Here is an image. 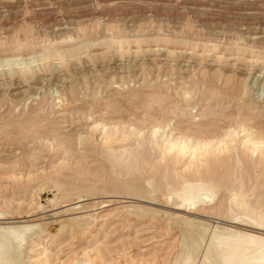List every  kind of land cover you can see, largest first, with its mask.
<instances>
[{
  "label": "rangeland",
  "instance_id": "1",
  "mask_svg": "<svg viewBox=\"0 0 264 264\" xmlns=\"http://www.w3.org/2000/svg\"><path fill=\"white\" fill-rule=\"evenodd\" d=\"M263 33L264 0H0V224L16 264H184L197 245L202 264L209 237L239 228L233 195L264 210ZM204 138L220 160L207 170ZM194 168L217 185L199 214L169 193Z\"/></svg>",
  "mask_w": 264,
  "mask_h": 264
},
{
  "label": "bare ground",
  "instance_id": "2",
  "mask_svg": "<svg viewBox=\"0 0 264 264\" xmlns=\"http://www.w3.org/2000/svg\"><path fill=\"white\" fill-rule=\"evenodd\" d=\"M121 2H115L113 3V5H117ZM250 10V9H249ZM243 12V11H242ZM241 12V13H242ZM245 12H243L244 14ZM247 13V11H246ZM255 14V12L253 13ZM258 15V14H257ZM256 15V16H257ZM247 16V15H246ZM255 18V17H254ZM243 21V20H242ZM253 22V21H252ZM243 23V22H242ZM249 23V22H248ZM242 25V24H241ZM258 25V24H257ZM245 29H247L248 31L252 28H254L253 25H250L247 24L246 27H244ZM255 29L257 30L258 28L255 27ZM254 29V30H255ZM262 33V32H260ZM258 34V33H257ZM264 34V33H263ZM261 34V35H263ZM264 36V35H263ZM68 38V37H67ZM74 38V37H73ZM64 39H57L55 42L59 43V42H62ZM59 41V42H58ZM67 41V39H66ZM69 41V40H68ZM75 42V41H74ZM54 43V42H53ZM61 44V43H60ZM53 45L52 47L55 48V43L54 44H51ZM60 46V45H59ZM60 50V49H59ZM63 50V49H62ZM53 52H57L56 51H53ZM48 53V52H47ZM51 53V52H49ZM63 53V51H62ZM15 60V59H14ZM18 60V59H17ZM12 61V60H11ZM10 60H5L4 62L6 63H11ZM16 62V61H15ZM3 63V62H2ZM262 74V73H261ZM264 76V75H263ZM40 77V76H39ZM260 77H262V75H258V77H256V79H259ZM42 78V79H41ZM39 80V82H43V81H50L51 77L49 78H46L45 76H42ZM161 136V135H160ZM204 137V136H203ZM214 137V136H213ZM146 138V137H145ZM144 138V139H145ZM147 140V139H146ZM143 142V141H141ZM183 142V141H182ZM144 143V142H143ZM193 143V142H192ZM182 144V143H181ZM184 145V147L188 148L186 144H182ZM186 145V146H185ZM139 146V145H138ZM174 146V143L172 144H169L168 146L164 147V148H172ZM215 146V144L212 143V140H210L209 138H204L203 140L201 141H198L196 143V145H194V147H192V149H194V157L197 159L198 156L202 155L204 156V160H203V163L205 161V164L203 166L206 167V170L209 169V168H215L216 166H218L220 164V160L217 161V155L215 156L212 152L213 150V147ZM143 147L144 145L141 144L140 145V148L137 149L136 151H134L135 153L134 154H142L144 151H143ZM191 147V146H189ZM229 147V146H228ZM228 147H226V150H228ZM137 148V147H136ZM223 148V147H222ZM220 148V149H222ZM219 149V148H218ZM224 149V148H223ZM222 149V150H223ZM230 149V148H229ZM217 150V149H216ZM221 150V151H222ZM216 153V152H215ZM193 154V152H192ZM144 155V154H143ZM229 156V155H228ZM227 156V157H228ZM232 156V155H231ZM136 158V157H135ZM225 158V157H224ZM134 159V158H131V160ZM200 160V159H199ZM223 160V159H222ZM226 160V159H225ZM233 160L232 163H234L233 165H231V161ZM230 161V165L227 163V165H229L230 167L232 166L233 167V171H229L228 172V169L231 170L230 168L227 169V172L231 174L234 173V170L236 168V163L238 164V158L237 159H232ZM137 161V160H135ZM195 162V161H194ZM216 162H219L218 164H216ZM225 162V161H224ZM228 162V161H227ZM241 162V161H240ZM239 162V163H240ZM201 163V164H203ZM264 163V162H263ZM194 163H192L193 165ZM241 164V163H240ZM195 165V164H194ZM228 166V167H229ZM240 166V165H238ZM237 166V167H238ZM243 167L245 165H242ZM242 166H240L242 168ZM134 168V167H133ZM211 168V169H212ZM225 168V167H224ZM227 168V167H226ZM217 169V168H216ZM216 169H213V170H216ZM263 168H261L262 170ZM165 169H163L164 171ZM191 170V169H190ZM212 170V171H213ZM237 170V169H236ZM240 170V168H238V170L236 171L238 173V171ZM162 171V172H163ZM166 171V170H165ZM204 171V169H203ZM202 171V172H203ZM211 171V170H210ZM192 172V170H191ZM202 172H199L197 170V168H194V171L190 174H176L177 176H180L179 179H178V182L177 184L175 185L173 183V185H171V187L169 188L170 189V195L172 194L173 198H175V203L174 205L176 206V208H174L175 210L177 211H186V212H191V213H196V214H199V212L203 211L206 207V204H208L209 202L213 201L215 195H216V186L209 180L208 178V175L205 174V173H202ZM207 172V171H206ZM241 172H243V168L241 170ZM165 172H163L164 174ZM167 173V172H166ZM169 173V172H168ZM215 173V171L213 172ZM212 172H210V176L212 177ZM227 173V175H228ZM263 173H264V170H263ZM229 174V176L226 177L231 179L233 176ZM169 175V174H168ZM215 175V174H214ZM231 175V176H230ZM234 175V174H233ZM239 175H242L240 174V171H239ZM163 177V175H162ZM166 174H164V178H166ZM172 177V176H171ZM176 177V176H175ZM174 178L173 180L176 182V178ZM236 175H234V179H235ZM240 176H238L239 178ZM242 177V176H241ZM240 177V178H241ZM247 177V175H246ZM163 178V179H164ZM169 178V177H167ZM233 179V180H234ZM172 179H170L168 182H170ZM231 180V181H233ZM239 180V188H240V185L242 186L243 185V182H242V178L241 180L240 179H237L236 180V183L237 181ZM119 181V180H118ZM123 181V180H122ZM216 181V180H215ZM230 181V182H231ZM131 182V181H130ZM229 182V180H228ZM229 182V184H230ZM263 182V181H262ZM134 183V182H133ZM132 183V184H133ZM225 183V182H224ZM235 182H233L232 184H234ZM264 183V182H263ZM124 184V183H123ZM131 184V186H132ZM172 184V183H170ZM228 184V185H229ZM259 184V183H257ZM126 185V184H125ZM231 185V184H230ZM238 185V184H237ZM254 185H256V182L254 183ZM131 186L127 187L126 188H129L130 191L132 190ZM136 186V185H135ZM232 187V185H231ZM243 187V186H242ZM241 187V188H242ZM258 187V186H257ZM234 188V187H233ZM236 188V187H235ZM240 188V189H241ZM262 188V187H260ZM134 189V187H133ZM139 189V188H138ZM168 189V190H169ZM259 189V188H257ZM264 189V188H263ZM124 190L125 189V186H124ZM135 190V189H134ZM128 191V192H130ZM141 191V190H140ZM243 191V190H242ZM258 191V190H257ZM137 192V190H136ZM130 193H135V191H132ZM136 195L139 194V193H135ZM143 194V192H142ZM260 194V193H259ZM233 195V194H232ZM241 195V193L239 194ZM238 195V196H239ZM244 195V194H243ZM134 196V195H133ZM144 196V194H143ZM235 195H233V197L230 200L229 204H230V208L232 206H236L237 208H239L241 210V214H240V217H237V215H232L230 214L227 215L228 216V219L230 218V223L231 224H234L236 226H238L239 228L237 229H233L232 230H224V232H222V230L224 228L221 229V232L219 235H215L213 237H209L208 238V242L206 245V248H204V254L202 256V264H205L208 260H213V264H264V236L261 235V232L262 230H264V210H259V208H257L258 210L256 212L252 211L251 209V206L253 205H248L246 203V201L244 200V198H241V197H238ZM242 196V195H241ZM246 197V196H244ZM258 203V202H257ZM261 204V203H260ZM228 205V204H227ZM223 206V205H222ZM256 207V205L254 206ZM262 207V206H261ZM221 209V208H220ZM220 209L218 211H220ZM223 209V207H222ZM221 209V210H222ZM229 209V208H228ZM254 209V208H253ZM226 211V209H225ZM218 213V212H217ZM216 213V214H217ZM220 213V212H219ZM218 213V214H219ZM229 213V212H228ZM231 213V212H230ZM215 214V213H214ZM221 214H224V211L223 213ZM202 216V215H200ZM223 216V215H222ZM226 216V214H225ZM226 216V217H227ZM221 220V219H220ZM194 225H202L200 224V222L196 221L194 222ZM206 227L202 230V232L200 233V237H201V241L205 239L207 235V232H208V229L209 227H207V225H205ZM231 226V225H230ZM229 226V227H230ZM242 226V227H240ZM244 226V227H243ZM12 226H10L9 228H11ZM21 227H24V226H21ZM20 227V228H21ZM19 228V227H18ZM26 228V227H25ZM216 228V227H215ZM214 228V229H215ZM227 228V227H226ZM5 228L0 224V264H16V259L18 257V254L19 252L17 251V245H19V242L18 244H16V246H11L10 245V242L8 243V236L5 235V234H2V230H4ZM13 229V228H11ZM16 229V228H14ZM22 229V228H21ZM231 229V227H230ZM6 230V229H5ZM217 230V229H216ZM213 231V230H212ZM211 231V232H212ZM15 232V231H14ZM17 233H20L19 230L17 231ZM25 232V231H24ZM218 233V232H217ZM22 234V233H21ZM20 234V235H21ZM209 234V233H208ZM18 235V234H17ZM14 236V234H13ZM210 236V235H209ZM18 236H16L17 238ZM14 238V237H13ZM12 238V239H13ZM19 238V237H18ZM207 238V237H206ZM22 239V238H21ZM20 240V239H19ZM13 241H15L13 239ZM17 241V240H16ZM23 242V241H21ZM15 244V242L13 243ZM199 245H197L196 247V251L195 252H190L187 254V258L184 262V264H193V263H188V261H190L193 257L194 254L197 253V251L199 250ZM202 247V246H201ZM203 247H205L203 245ZM211 257H213V259H211ZM192 261V260H191ZM211 262V261H210ZM209 262V263H210ZM207 264V263H206ZM212 264V263H211Z\"/></svg>",
  "mask_w": 264,
  "mask_h": 264
}]
</instances>
